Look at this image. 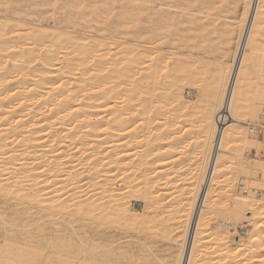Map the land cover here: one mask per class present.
<instances>
[{"label": "bare ground", "instance_id": "bare-ground-1", "mask_svg": "<svg viewBox=\"0 0 264 264\" xmlns=\"http://www.w3.org/2000/svg\"><path fill=\"white\" fill-rule=\"evenodd\" d=\"M58 1L0 0V264H264V0Z\"/></svg>", "mask_w": 264, "mask_h": 264}, {"label": "rangeland", "instance_id": "rangeland-1", "mask_svg": "<svg viewBox=\"0 0 264 264\" xmlns=\"http://www.w3.org/2000/svg\"><path fill=\"white\" fill-rule=\"evenodd\" d=\"M124 2H128L129 0H123ZM59 2H62V0H59L58 1V3ZM138 1H134V3H137ZM139 3V2H138ZM112 17L110 18V20L108 21V22H106V23H102V24H96L98 27H100V26H105L107 23H109V24H112L113 22H114V17H113V13L115 12V11H119V9H118V7L117 6H115L114 4L112 5ZM56 12L57 13H54V16L55 17H60V15L63 13V10L62 9H59V8H56ZM46 14V16L47 17H49V16H51L52 15V12H47V13H45ZM93 24H95L94 22H92ZM233 57H232V53H231V56L229 57V59H228V61H229V63H230V60L232 59ZM250 73H252V71L250 72ZM184 94H185V91H184ZM186 96V95H185ZM252 123H254V122H250V125L252 124ZM250 125L248 126V127H250ZM254 139H256L257 140V142L258 143H260V142H262V144L263 145H261V150L260 151H258V152H252L251 151V153H250V156H251V158L252 159H256V158H259V157H261V156H263L264 155V141H262V140H260V139H258V138H256V137H254V136H252ZM255 140V141H256ZM186 148V147H185ZM183 152V151H182ZM185 152V151H184ZM186 163H183V164H181L182 165V167H181V165H180V167L182 168H180V167H177L178 169L180 168L181 170L179 171L178 169V173L180 172V173H182V171H184V170H186L185 169V166H183V165H185ZM174 165V164H173ZM184 167V168H183ZM184 169V170H183ZM185 173V174H184ZM182 175L183 176H185V179H186V172H184ZM184 179V178H183ZM166 195V194H165ZM136 205V206H135ZM134 205V208L135 209H140V206L141 205H137V204H135Z\"/></svg>", "mask_w": 264, "mask_h": 264}, {"label": "built area", "instance_id": "built-area-1", "mask_svg": "<svg viewBox=\"0 0 264 264\" xmlns=\"http://www.w3.org/2000/svg\"><path fill=\"white\" fill-rule=\"evenodd\" d=\"M260 124L252 125L251 132L256 136V138L264 141V117H260Z\"/></svg>", "mask_w": 264, "mask_h": 264}]
</instances>
